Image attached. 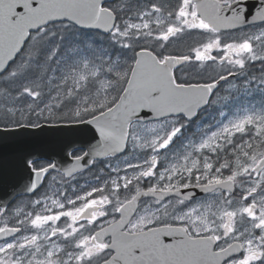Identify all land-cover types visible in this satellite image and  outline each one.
<instances>
[{
  "label": "snow or ice",
  "instance_id": "snow-or-ice-1",
  "mask_svg": "<svg viewBox=\"0 0 264 264\" xmlns=\"http://www.w3.org/2000/svg\"><path fill=\"white\" fill-rule=\"evenodd\" d=\"M0 264H264V0H0ZM2 179V177H0Z\"/></svg>",
  "mask_w": 264,
  "mask_h": 264
},
{
  "label": "water",
  "instance_id": "water-1",
  "mask_svg": "<svg viewBox=\"0 0 264 264\" xmlns=\"http://www.w3.org/2000/svg\"><path fill=\"white\" fill-rule=\"evenodd\" d=\"M90 126L81 125L79 130L69 135L47 133L40 137V142L34 143L31 136L22 139L8 138L0 141V195L11 191V185L23 177V173L14 166L15 157L26 150L38 147L45 156L59 159L64 145L69 141L83 143L90 139Z\"/></svg>",
  "mask_w": 264,
  "mask_h": 264
}]
</instances>
